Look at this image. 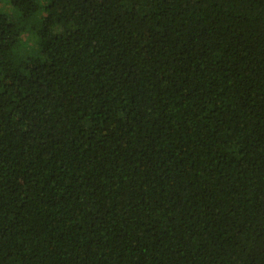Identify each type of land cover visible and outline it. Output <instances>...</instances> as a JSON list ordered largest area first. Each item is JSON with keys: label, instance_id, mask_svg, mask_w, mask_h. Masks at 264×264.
<instances>
[{"label": "trees", "instance_id": "trees-1", "mask_svg": "<svg viewBox=\"0 0 264 264\" xmlns=\"http://www.w3.org/2000/svg\"><path fill=\"white\" fill-rule=\"evenodd\" d=\"M0 4V264H264V0Z\"/></svg>", "mask_w": 264, "mask_h": 264}, {"label": "rangeland", "instance_id": "rangeland-1", "mask_svg": "<svg viewBox=\"0 0 264 264\" xmlns=\"http://www.w3.org/2000/svg\"><path fill=\"white\" fill-rule=\"evenodd\" d=\"M0 6H1V4H0ZM2 7H3V6H2ZM4 10H5V11H8L9 9L5 6Z\"/></svg>", "mask_w": 264, "mask_h": 264}]
</instances>
